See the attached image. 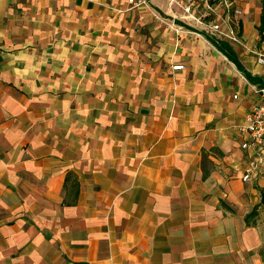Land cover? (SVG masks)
<instances>
[{"label":"crops","instance_id":"0c3cea01","mask_svg":"<svg viewBox=\"0 0 264 264\" xmlns=\"http://www.w3.org/2000/svg\"><path fill=\"white\" fill-rule=\"evenodd\" d=\"M135 1L0 0V264H264L261 0Z\"/></svg>","mask_w":264,"mask_h":264},{"label":"built area","instance_id":"2783aa9c","mask_svg":"<svg viewBox=\"0 0 264 264\" xmlns=\"http://www.w3.org/2000/svg\"><path fill=\"white\" fill-rule=\"evenodd\" d=\"M130 4H137L138 1L128 0ZM169 7L180 8L187 22L201 23L204 18H207L215 9L219 7L229 8L231 7L230 0H166ZM202 6L205 13L199 15L197 9ZM234 13H238L236 10ZM211 31L215 34H219L221 37H229L221 33L220 25L213 24ZM258 62L264 64V56L258 58ZM174 70H181L182 66L173 67ZM258 100L254 104L247 117L246 124L238 129L239 133L243 136L241 141V148L243 150H257L258 152L264 153V86L256 90ZM245 137V139H244ZM251 170L243 175L242 181L246 182L250 180L251 174L255 170V165L251 166Z\"/></svg>","mask_w":264,"mask_h":264},{"label":"trees","instance_id":"16d2710c","mask_svg":"<svg viewBox=\"0 0 264 264\" xmlns=\"http://www.w3.org/2000/svg\"><path fill=\"white\" fill-rule=\"evenodd\" d=\"M261 6H262V12H261V18H260V25L257 28V31L262 38L264 33V0H261Z\"/></svg>","mask_w":264,"mask_h":264}]
</instances>
